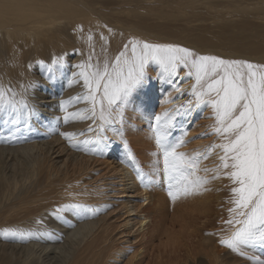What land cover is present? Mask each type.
<instances>
[{
  "label": "bare ground",
  "instance_id": "6f19581e",
  "mask_svg": "<svg viewBox=\"0 0 264 264\" xmlns=\"http://www.w3.org/2000/svg\"><path fill=\"white\" fill-rule=\"evenodd\" d=\"M102 36L113 48L109 63L135 37L149 43L179 44L203 55L264 64V0H0V85L10 86L35 109L28 126L23 116L13 123L14 114L0 110V264H38L37 257L41 255L35 246H41L47 255L54 254L55 248H61L54 244L58 234L66 235L71 247L63 264H155L164 256L166 264H177L185 253L204 256L201 262L205 264H222L219 253L211 255L209 246L202 245L204 239L212 240V235H202L206 228L215 226L217 213L223 216V209L232 208L225 193L233 181L223 175L225 170L217 172L223 151H209L213 144L226 141L213 131L216 117L211 104L196 103L191 94L195 77H188L183 68L178 70V76L159 79L156 77L160 69L152 63L147 86L138 89L124 108L123 125L128 124L126 132H131L125 136L139 153L140 161L135 160L140 162L143 180L129 161L122 141L117 144V135L107 128L102 133L108 137L98 145L108 157L109 162L104 163L110 164L119 177L117 184L112 185L116 190L112 195L119 199L123 210L119 217L124 216L115 221L118 227L105 220L104 215L89 213L88 218H82L66 212L63 219L51 215L65 203L79 202L95 208L109 193L102 191L106 184L100 178L91 180L85 176L83 187L76 185L77 179H69L71 166L75 170L87 168L91 174L90 162L95 161V151L89 145H97L95 138L101 121L90 118L91 103L83 99L87 89L77 65L99 62L95 46ZM67 53L77 58L69 60ZM61 56L65 62L49 72L47 65ZM99 64L102 66V62ZM65 70L69 75L67 82L62 83L61 73ZM73 73L77 75L74 77ZM44 74L52 76L51 82L41 76ZM57 80L61 83L56 84ZM50 83L52 86L48 87ZM214 98L212 94L205 99ZM61 101L67 102L64 108ZM188 101H192L190 108ZM165 110L172 117L171 125L164 130L168 139L174 134L187 137L178 151L189 156L198 154L197 175L207 178L203 185L207 190L175 200L165 190L168 181L163 174V153L160 154L152 128L153 117ZM69 113L79 115L65 121ZM193 117L196 121L191 124ZM67 130L75 134L74 141L83 136V142L64 139L61 133ZM21 160L28 166L21 167ZM45 160L53 165L40 180L37 177L46 169ZM155 168L160 173H155ZM212 172L216 179H211ZM55 177L60 178L59 195L54 194L56 189H46L56 182ZM163 184L166 187L161 190ZM19 185L34 190L40 187L44 193L15 194L9 189ZM170 200L176 212L172 218L182 222L179 228L173 224L174 229H170L176 233L174 239H162L161 230L166 227L161 221L170 215ZM220 204L225 207L214 211V205ZM37 220L43 223L38 224ZM5 228L49 232L51 238L6 237L2 231ZM81 246L83 252L77 254ZM135 246L132 255L130 248ZM147 252L149 260H140Z\"/></svg>",
  "mask_w": 264,
  "mask_h": 264
},
{
  "label": "snow or ice",
  "instance_id": "6c2138e0",
  "mask_svg": "<svg viewBox=\"0 0 264 264\" xmlns=\"http://www.w3.org/2000/svg\"><path fill=\"white\" fill-rule=\"evenodd\" d=\"M111 31L109 29V32ZM88 39H92L91 35ZM64 62L63 56L54 57L47 65V69L51 72ZM152 63L159 66L160 71L156 77L159 79L178 76L180 68L189 70L187 76H194L196 81L192 85L191 94L197 104H211L216 117L213 131L226 141L213 144L209 148V151L212 148H220L223 151V155L219 157L217 172L219 169L225 170L223 175L236 185L231 188L233 207L229 209L230 218L224 221L233 230L223 236L219 243L241 256L246 255L244 251L246 246L256 244L264 246V64L246 59H227L219 55H203L179 44L149 43L135 37L124 45V49L111 63L105 60L102 66L99 62L95 65L84 62L78 64L77 67L80 68L78 75L83 78L87 89L83 99L91 103V109L88 110L91 112L90 118L95 122L98 117L101 121L95 142L97 145L103 144L108 140L107 136L102 135L106 130L105 126L119 123L121 127H112L111 131L123 142L127 157L133 165L135 157L124 138L122 128L124 108L138 89L147 86L151 79L148 68ZM76 75L77 73H73L74 77ZM212 94H215L214 99H205ZM66 103L61 101V107L64 108ZM191 106L192 101H188L187 107ZM0 110L14 114L13 123H18L19 118L23 116L25 126H28L35 112L23 95L10 86L6 88L3 85H0ZM78 115L79 113H69L65 116V121L70 116ZM153 119L152 128L156 134V144L163 153V174L168 181V195L175 200L179 196H187L202 190L207 178L197 175L199 155L189 156L178 151L185 142L182 137L174 142L168 139L164 130L171 125L172 117L167 110L162 114H156ZM61 135L71 142L75 134L63 132ZM84 143L87 144L88 141ZM97 150L99 149H92ZM137 171L140 173L139 178L143 180L144 173L139 168ZM153 171L158 174L161 170L155 168ZM216 178L217 176L212 177ZM148 180L151 182V175ZM99 211L98 207L72 202L58 205L51 215L63 219V213L71 212L88 218L89 213L94 216ZM37 223L43 221L37 220ZM2 231L6 237L51 238L49 232L30 229L5 228ZM256 264H264V260L257 259Z\"/></svg>",
  "mask_w": 264,
  "mask_h": 264
},
{
  "label": "rangeland",
  "instance_id": "374dc122",
  "mask_svg": "<svg viewBox=\"0 0 264 264\" xmlns=\"http://www.w3.org/2000/svg\"><path fill=\"white\" fill-rule=\"evenodd\" d=\"M85 32H89L88 30H85ZM110 48L113 50V48L111 47V43L109 41H106V40H103L100 39V41L97 43V45L95 46V49H96V52L99 56V62H102V65L104 63L105 60H109V56H111V50ZM93 57H96L95 55H93ZM70 58H72V60H75V58H77V55H73L71 56V54L68 56V53H67V59L70 60ZM156 65V64H155ZM153 68V65L150 64L149 65V68L148 69H152ZM156 68H159L158 65H156ZM185 69V73H188V69L187 68H183ZM72 71V68L69 69V72ZM40 75V73H37ZM61 75H63V82H67V79H65L66 77H68L69 73L67 70L63 71L61 73ZM43 78H45L46 80H48V82H51V79H52V76L51 75H47V74H44V75H41ZM189 79L190 81V78H187ZM170 81V80H169ZM168 81V82H169ZM56 84H60L61 81H56L55 82ZM172 84V82H171ZM49 86L48 87H51V83L48 84ZM157 108V106H156ZM206 109H204L203 111H205ZM201 118V116L198 118V120ZM194 121H196V119L193 117L192 119L189 120V122H191V124L194 123ZM119 124L118 123H113L112 125H106L105 126V129L107 128L108 131L110 132L111 131V128L112 127H116V128H119L118 126ZM128 124L126 125H122V128H123V133H124V138L128 141V144H129V147L135 157V159L137 158V160H139V157H138V152H137V149H134L133 147L131 148L132 145H134L132 143L131 140H129L125 135H129V131L126 132V129L128 128ZM121 127V125H120ZM65 132H68L70 133L68 130L65 131ZM110 133L113 134V132L111 131ZM7 135V134H6ZM112 136V135H111ZM82 138L83 136L80 138L79 141H74L73 137H72V141L75 142V143H78V144H81L83 141H82ZM177 138H179V136L177 134H174L170 140H173L175 141ZM64 139H66L64 137ZM117 144L118 145H121L119 144L120 142V138L117 136ZM187 139V137H184L183 140ZM67 140H69L67 138ZM66 143V142H65ZM123 143V142H122ZM90 147H92V149H99L97 151L94 152V158H95V161L94 162H90L91 163V166L89 167L90 170H92L91 174H88V169L87 168H83V169H80V168H77L76 170L74 168H72L73 166H71V171L69 172V175H70V180H76V185L77 186H80V187H83L84 185H86L85 182H81L82 179L86 176V178L88 179H101L103 180V182L106 184L103 186L102 188V191L104 192H109L107 194H104L106 199H109V201H104L106 199H103V201H98L96 204L97 205H94L95 208H100V211L96 214V217L97 216H101V215H104L105 216V220H108L110 221L111 223H113L115 226L116 223L115 221H119L120 219H122V217H119L120 214L123 212V210L121 209V204H120V201L119 199H117L116 196L112 195V194H115L114 192L116 190H113V186L112 185H116L117 184V181L119 180L115 173H113V170H112V167H110L111 165H107L105 163L109 162L108 160H106L108 157L107 156H104L102 153H101V149L98 145H89ZM160 154H161V151H160ZM96 156V157H95ZM105 160V161H104ZM107 161V162H106ZM136 161V160H135ZM140 161V160H139ZM105 162V163H104ZM137 162V161H136ZM52 162H49V160H45L43 161V165L46 167L44 173H41V175H39L37 178H39L41 180V176L42 174H45L48 170L49 167H51L53 164H51ZM139 163L140 162H137V164L135 163V170H137V168H139ZM21 167H27L28 164L26 162H24L23 160H21V163L19 164ZM54 168V167H53ZM93 168V169H92ZM111 170H110V169ZM215 175L214 172H212V175H211V179L212 177ZM25 176V175H24ZM24 176H22L21 178H24ZM92 176V177H91ZM55 177V181L53 184H49L47 186V190L49 189H56V192L54 194L56 195H59V192H58V188H59V179L60 178H57ZM114 182V183H112ZM100 183V182H99ZM103 183V184H104ZM236 186L234 183H230V186L229 188L227 189V192L225 193V195L227 196V198H229L230 200H228L229 202L232 201L233 199V193L231 192V188ZM17 186H13V187H9V189L13 192V193H22L24 191H26L27 193L29 194H33L32 192H41L42 189L39 187L38 189H33L32 187H23L21 185H19L17 188H15ZM166 187V185L164 186V184L162 185V188L161 190H164ZM166 191H168V188L165 189ZM32 191V192H31ZM43 192V191H42ZM44 193V192H43ZM104 195H103V198H104ZM169 205L170 206V215H168L167 218H163L162 221H161V225H165L164 227L166 228H163L161 230V237H163L162 239H164L166 236H169L171 238L174 239V235H176L175 232H171L170 229H174L173 227V224H175V227L179 228L180 225L178 226V224L182 221H179L177 219H173L172 218V214L175 215V211H173V203L171 202V200L169 201ZM101 204V205H99ZM228 205V204H227ZM232 207L233 205L230 204ZM225 206H222V204L220 205H214V208L213 210L214 211H218L219 209L223 208ZM172 208V209H171ZM178 208H181L180 206H178ZM231 207H229L228 209H223V212L221 216V212L217 215H215V226L213 227H208L204 230V233H203V237L206 238V235H212L213 239L212 240H208V239H204L202 241V245L204 246H209V249H210V253L211 255H213L214 253H219L218 257H220V261L222 262V264H256V260L259 259V260H264V246H261L259 244H256V245H249V246H246L244 248V251L246 253V255L244 256H241L239 253L237 252H234L230 249H228L226 246L222 245L219 243V240L225 236V235H228L230 234V232L233 230V228L227 224L224 223V221L228 220L230 218V213H229V209ZM122 210V211H121ZM193 211V210H192ZM172 219L174 220V222H172ZM165 221V222H164ZM176 222V223H175ZM177 224V225H176ZM113 225V226H114ZM118 227V226H117ZM168 228V229H167ZM165 229V232L163 231ZM176 229V228H175ZM115 231H118V228L115 230ZM169 234V235H167ZM64 235V234H63ZM61 234H58L55 236V245H60L61 248H55V253L54 254H49L47 255V252H45L41 246H35L37 247V251L38 253H40V257H37L38 259V264H63V263H66L65 259L67 257V255L70 253V246H69V243H68V240H66V235L63 236ZM117 236H119V234H117ZM57 239V240H56ZM67 241V242H66ZM108 242H111L108 240ZM157 242V240L155 241V243ZM154 243V244H155ZM158 243H162V240L159 241ZM66 244V245H65ZM26 245V244H25ZM137 246L133 248H130L131 249V252H129L130 254L132 255H135V249H136ZM50 249V248H48ZM141 251V250H140ZM83 252V247L81 246L79 249H78V252L77 254H80ZM142 252V251H141ZM252 252V253H251ZM167 258L166 256H164L163 258H159V260L157 262H155V259L152 260V263L155 262V264H166V259ZM205 258L204 256L202 255H192V254H186L183 255V258L181 259H177L178 263L177 264H205V262H201V260ZM68 262H71L72 261V257L71 258H68ZM137 260V257L136 259ZM140 260H149V252L147 253H143V256L140 257ZM140 264H141V261H140Z\"/></svg>",
  "mask_w": 264,
  "mask_h": 264
}]
</instances>
